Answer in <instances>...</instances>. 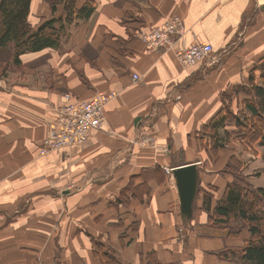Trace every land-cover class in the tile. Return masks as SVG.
<instances>
[{"label":"crops","instance_id":"1","mask_svg":"<svg viewBox=\"0 0 264 264\" xmlns=\"http://www.w3.org/2000/svg\"><path fill=\"white\" fill-rule=\"evenodd\" d=\"M91 1L94 11L69 26L59 50L23 54L1 78L0 264H100L97 236L121 264H146L149 253L157 264H235L217 253L241 247L247 230L232 239L196 229L207 222L204 200L213 209L232 181L219 170L238 153V135L225 126L233 139L219 150L220 165L194 135L222 110L225 93L231 108L248 98L233 90L248 84L264 57V0ZM51 16L44 0H31V26ZM174 18L184 27L176 46L209 43L218 62L183 69L171 52L142 42ZM109 92L116 95L104 107V127L83 144L40 155L63 95L85 102ZM190 163L198 185L186 231L165 169ZM130 182L148 197H123Z\"/></svg>","mask_w":264,"mask_h":264},{"label":"trees","instance_id":"2","mask_svg":"<svg viewBox=\"0 0 264 264\" xmlns=\"http://www.w3.org/2000/svg\"><path fill=\"white\" fill-rule=\"evenodd\" d=\"M44 1L49 5L52 16L49 19H42L34 28L28 21L31 0H0V54H5L0 57V74L5 73L10 64L19 66V57L23 54L45 49L59 50L68 35L67 28L76 21L88 19L94 11L91 0ZM59 4L63 12L55 17L54 13ZM261 62L264 67V57ZM252 74L253 72L249 75L248 81L251 86L250 93H253L252 99L243 100L244 108L249 115L245 116L242 122L229 109L225 114L222 109L216 117L195 133L194 137L200 139V146H205L207 143L198 136L207 135L212 152L216 153L217 150L224 148L231 138V134L225 129V125L230 122L235 125L240 141L250 144L258 140L264 146V85H254ZM222 134L223 137H220ZM239 164L240 161L231 156L230 163L225 167L234 169L235 166H240ZM143 175L144 173L141 177ZM262 175L264 177V172ZM141 188L143 186L133 188L130 182L123 190L122 196L127 198L126 192H130L133 199L141 201L143 194L146 198L149 195L148 190L144 192ZM117 201L123 202L121 198ZM202 209L208 216L205 227L226 229L227 233L224 237L230 238L240 237L245 229L249 234L248 240L241 247L226 248L217 255L231 258L235 264H264V187H251L238 175H234L214 208L210 209L209 200H204ZM125 236L123 234L121 239ZM91 240L93 253L100 260V264H121L111 252L104 251L103 246H98L101 244L94 242L93 237ZM147 259L146 264H157L153 253H149Z\"/></svg>","mask_w":264,"mask_h":264},{"label":"built area","instance_id":"3","mask_svg":"<svg viewBox=\"0 0 264 264\" xmlns=\"http://www.w3.org/2000/svg\"><path fill=\"white\" fill-rule=\"evenodd\" d=\"M183 32L182 21L174 18L142 34L141 40L150 49L171 52L179 67L183 69L202 61L218 62L219 58L213 54L209 43H195L186 48H178L176 44ZM132 79L138 80L137 75H133ZM115 95L114 92L96 93L93 98L85 102H75L69 94L63 95L62 103L54 108L55 118L48 135L41 142L40 155L57 148L85 143L92 130L106 125L104 107ZM171 171L172 169H165L166 174L170 176H172Z\"/></svg>","mask_w":264,"mask_h":264},{"label":"rangeland","instance_id":"4","mask_svg":"<svg viewBox=\"0 0 264 264\" xmlns=\"http://www.w3.org/2000/svg\"><path fill=\"white\" fill-rule=\"evenodd\" d=\"M62 12H63L62 6L59 4L56 7V11L54 13V16L57 17V16L61 15ZM34 28H36V26ZM67 30H69V27L67 28ZM4 55L5 54H0V57H3ZM255 70H256V72H253V74H252L253 84L258 85V86H263L264 85V67H263L262 62L256 65ZM4 74L5 73L0 74V81H1L2 76H4ZM261 77H263V78H261ZM250 90H251V86H250V83H248L247 85L237 86L233 91L242 92L243 97H245V95H246L248 97V99L249 98L252 99L251 95L253 93L251 94ZM223 105H224V107L222 108L224 111L223 114H225L226 110L229 109V111L231 113L237 115V117H239L242 120V122H243V118L245 116L249 115L248 111L245 110V108H244L243 99L240 100V102L237 103V105H235L234 108H231V92H227L224 94ZM225 126H226L227 130H231L235 127V125L232 122H230V124H226ZM232 131L235 135L238 134L236 127ZM198 137L203 138V140L206 141L205 143L210 142L209 138H207L208 137L207 135L206 136L205 135H199ZM220 137H223V134L220 135ZM230 139H233L232 136ZM237 140H238V143H237V150L236 151L238 153L237 152L236 153L238 154V156H236L237 155L236 154V155H234V157H236L240 161V164H239L240 166H238V167L235 166V168L233 167L234 169H231V168L228 169V167H223L222 169L219 170V172L221 171L222 174H226V175L231 176L232 180H233L234 175H238L239 178L243 179L245 182H247L249 185H251V187L255 188V187L260 186V185H263V187H264V182H263L264 177L262 176V174L264 172V146L261 145V143L258 140H256L254 143H250V144L240 141L238 139V137H237ZM229 142H230V140H229ZM222 143H224L223 138H222ZM252 146H254L255 149H257L256 154L253 153V152H255V150L247 151L248 147H252ZM219 150H221V149H219ZM219 150H217L216 153L211 152V155H210L211 160H217V163H216L217 165L224 163L223 162L224 161V154H223V152H221L219 155ZM224 150H226V149H224ZM261 177H262V180H261ZM191 219H192V217H191ZM191 219H190V221H191ZM189 222L187 225H185L183 223V227H184L183 229L186 231L188 229H190L189 228L190 227ZM196 233L201 235L202 237L208 238V237H210L209 235L226 236L227 230L226 229L219 230V229H215V228L211 229L210 227L204 226L203 228H197ZM167 235H168V231L166 228H164V233H163L164 241H165V238ZM93 238H94V242L101 244L98 246H103L104 251L107 250V251L111 252L115 257L116 256L118 257V252L114 249H113L114 251L111 248L109 249L107 246V243L104 242V239L102 237L97 236V237H93ZM233 238H236V237H233ZM176 255H178V254L176 252H174L173 256H176ZM174 258L175 257H171V258L166 259V260H167V262H172L174 260L179 261L178 259H174ZM219 261H221V260H219ZM219 261H216L215 263H212V264H218V263H220ZM173 264H175V263H173ZM189 264H192V263L189 262Z\"/></svg>","mask_w":264,"mask_h":264},{"label":"water","instance_id":"5","mask_svg":"<svg viewBox=\"0 0 264 264\" xmlns=\"http://www.w3.org/2000/svg\"><path fill=\"white\" fill-rule=\"evenodd\" d=\"M179 200V213L187 225L193 215V205L197 194L198 166L190 163L174 167L171 171Z\"/></svg>","mask_w":264,"mask_h":264}]
</instances>
